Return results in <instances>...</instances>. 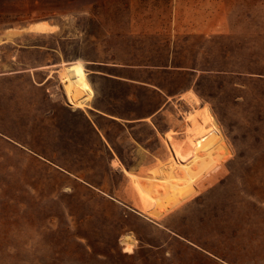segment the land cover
<instances>
[{
	"label": "rangeland",
	"instance_id": "374dc122",
	"mask_svg": "<svg viewBox=\"0 0 264 264\" xmlns=\"http://www.w3.org/2000/svg\"><path fill=\"white\" fill-rule=\"evenodd\" d=\"M74 62L102 74L84 110L59 81ZM193 110L223 157L186 189L153 169L189 150ZM93 123L151 194L109 171ZM0 264H264V0H0Z\"/></svg>",
	"mask_w": 264,
	"mask_h": 264
},
{
	"label": "bare ground",
	"instance_id": "6f19581e",
	"mask_svg": "<svg viewBox=\"0 0 264 264\" xmlns=\"http://www.w3.org/2000/svg\"><path fill=\"white\" fill-rule=\"evenodd\" d=\"M27 30L35 33H48L52 27L39 22L31 25ZM58 72L59 81L70 109L84 110L87 108L86 104L92 98V90L82 64L80 62L62 64ZM187 121L190 124L188 129L195 133L194 137L190 138L189 150L183 153L171 145L169 147L170 156L164 162L157 163L153 171L161 175L163 181L175 175L184 188L190 189L220 164L223 151L222 146L218 145L220 130L210 112L199 117L196 110H193L188 114ZM177 171H181V175H178ZM127 175L130 177L133 191L137 196L147 194L159 183L151 181L149 184H138L140 179L138 176Z\"/></svg>",
	"mask_w": 264,
	"mask_h": 264
},
{
	"label": "crops",
	"instance_id": "0c3cea01",
	"mask_svg": "<svg viewBox=\"0 0 264 264\" xmlns=\"http://www.w3.org/2000/svg\"><path fill=\"white\" fill-rule=\"evenodd\" d=\"M33 25V24H32ZM50 25V24H49ZM83 66V65H82ZM101 66V65H99ZM132 67L130 66H124L123 69H131ZM83 69L85 71V74H86V77L89 76V77H93L95 75H102L99 71H93V70H89V74L88 71L84 68L83 66ZM107 77H110L112 78L113 80H115L117 83L121 82V83H127V84H132V85H138L140 86L141 83L142 85H145V87H149V88H154L155 90L157 91H161V89L159 87H156L152 84H148L146 82H140L138 80H134L132 78H125V77H121L119 75H107ZM50 79V76L48 78H46V81H49ZM43 84L42 83H39L38 86L41 87ZM90 86V84H89ZM91 88V86H90ZM92 90V88H91ZM94 97V93L92 91V98ZM181 100H190L191 99V96L189 95V92H185L183 94H181ZM70 108V107H69ZM71 110V109H70ZM92 110L96 111L98 115H101L103 117H107V118H110V121H112L113 123L115 124H118L119 126H122V127H126L127 124H135V123H141L143 120H138L137 121H134V119H128V118H119L118 116H115V115H112V114H109L107 112H104V111H101V110H96V109H93ZM72 112V111H71ZM77 112V111H76ZM72 113H75V112H72ZM153 115V114H152ZM151 117V115H150ZM122 122H126V124L122 123ZM128 122V123H127ZM92 125V124H91ZM187 126L189 127L190 124H188L187 122ZM92 127L97 131V133L99 134V136L97 134H95L97 140L99 141L98 143L100 145H102L103 147V150H104V153L105 155L109 156L108 157V161L106 162V165H107V168L109 169V171L111 172H114V173H117V175H122V177H124L126 180H127V185L130 181V184H131V180H130V177L126 174H131L133 176H138L140 179L139 181L137 182L138 184H149L151 181L149 180L150 178L149 177H146L148 176L147 173H143V172H139L138 169H134V170H131L130 167H128L122 157L112 148L109 147V140L108 138H106V136H103L102 135V132L94 125H92ZM179 134H183L185 135V132L183 133H179ZM193 134V133H192ZM189 135V136H193V135ZM185 139V138H184ZM168 157L164 158V160H159L157 159V163L159 162H164ZM114 162L116 164H114ZM157 163L155 164V166L157 165ZM114 164V165H113ZM155 168V167H154ZM144 171L148 170V168H142ZM110 175H112L111 173H109ZM80 179V178H78ZM83 183H85L88 187L92 188L93 190H96L97 192H99L100 194H103V195H106L110 200H114V201H119L117 198H115L113 192H107V190L105 189V186H98L97 184H93V183H89V182H86L85 180H81ZM132 188V184H131V187ZM152 191H154V188H152V190H150L147 194H144L140 197H137V195L135 194V192L133 191V188H132V192L134 193V195H136V198L139 199V198H142V197H145L146 195H149L152 193ZM139 201V200H138ZM139 212H136L134 210H131L133 213H136L137 215H140L141 217H144L146 218V215L143 214L139 209H137ZM148 217V216H147Z\"/></svg>",
	"mask_w": 264,
	"mask_h": 264
}]
</instances>
